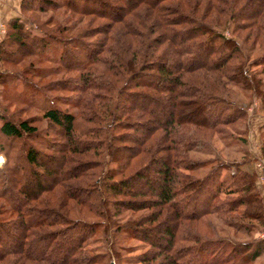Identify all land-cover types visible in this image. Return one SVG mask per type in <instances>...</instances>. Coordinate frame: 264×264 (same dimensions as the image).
<instances>
[{
    "label": "trees",
    "instance_id": "16d2710c",
    "mask_svg": "<svg viewBox=\"0 0 264 264\" xmlns=\"http://www.w3.org/2000/svg\"><path fill=\"white\" fill-rule=\"evenodd\" d=\"M47 11L41 32L22 29L24 12ZM6 23L1 62L14 55L6 42L29 40L27 54L43 61L56 45L52 73L62 77L44 87L21 78L22 88L44 93L40 118L58 140L23 146L25 169L5 156L0 264H116L121 233L147 246L134 264H247L264 255L252 159L209 161L196 176L205 161L190 156L213 134L230 139L223 127L245 116L231 88H251L264 105V0H20ZM4 100L5 155L4 140L36 129L32 116L14 120ZM97 227L112 240L105 250L85 246Z\"/></svg>",
    "mask_w": 264,
    "mask_h": 264
},
{
    "label": "rangeland",
    "instance_id": "374dc122",
    "mask_svg": "<svg viewBox=\"0 0 264 264\" xmlns=\"http://www.w3.org/2000/svg\"><path fill=\"white\" fill-rule=\"evenodd\" d=\"M59 12L60 10L56 13L54 12V15L52 16L54 18L60 17ZM14 13L15 15H12V17L16 16L17 10ZM49 15H51L49 11L45 13L24 12L20 17L22 29L31 32V34L33 32H41L42 29H39L37 25L41 24L45 20L47 21ZM6 21L2 22L4 25V32L8 29ZM84 22L85 21L83 19H80L78 21V25H84ZM99 22H101L100 19H94L92 23L96 25ZM45 26L46 28L50 27V25ZM79 26L78 29L80 30L81 27ZM4 32L1 34L0 40L4 37ZM224 33L227 35L228 31L224 30ZM241 34L243 33L241 32ZM28 43L29 40L27 39L25 40V44L6 42L2 48L6 52L13 51L14 55L10 57L9 63L0 61V112L1 108L3 109L2 106L5 105L4 99H10L11 101L6 108L8 112H14V120L32 116V118L35 119L34 121H32V124L33 126H35L36 131L34 135L31 134L28 136H23V138H11L8 141L4 140L5 145L8 146V151H6L5 155L4 153H0V167L3 162H5L6 156L8 157V161H17L21 168L25 169L26 164L23 158V146L26 147L27 145H32L34 147L44 149V144L47 143V141L58 140L57 135L54 134V127L50 126L40 118L41 113L39 110L47 105V102L43 99L44 93L37 94L33 93L32 90L28 88H22L23 85L21 78L25 80L29 85H32L30 84V82H32L37 86H51L50 84L51 82H53V80L62 77V75L60 74L52 73L55 67L52 59L57 58L59 48L58 46L53 45L49 52L48 60L43 61L38 57L36 58L32 55L27 54V52L29 53L30 47ZM252 54L256 56L259 54V51L256 50ZM33 70L40 71L43 77L38 78L36 76H33ZM12 74H15L17 77L11 76ZM70 74L71 73L68 72L63 75L68 76ZM1 80H3L4 82H2ZM9 86H13L15 89L14 91L20 93V99H12L11 96L13 94V91ZM231 92L232 94L230 97L242 106L245 112V116L240 121L234 123V125L223 127L225 133L231 135L230 139H223L219 137L220 135L213 134L210 137V141L207 143V149L200 150L198 153L190 154L191 157L197 159L199 162L205 161L203 163H200H205V165L203 167H196L193 171V174L199 176L200 174H202V172L206 171L209 166H212L214 164L208 163L209 161H214L216 159L240 160L243 157V154L246 152L252 159L246 166L249 171H253L256 174V191L262 198L264 208V161L260 158V145L264 140V131L262 129V126L264 125V105L262 106L260 104L259 99L255 96L251 88L244 90H236L231 88ZM47 93L53 96H72L71 92L61 90H52ZM58 106L61 109L67 108L68 110H71L70 107L62 103L58 104ZM241 138H245V142L240 141ZM231 196L233 195L224 196L223 194H220L219 199L223 200L224 198H229ZM241 210L242 208L240 206L238 211L240 212ZM208 218L209 220H214L213 216ZM120 220H122V218ZM218 223L219 222H217V220L214 221V224L218 225ZM254 230L259 229L256 227ZM105 235L102 233L101 228H95L94 233L88 239V243L86 242L85 244L86 248H91L93 250H105L108 247V244H110V242L112 241L108 235ZM117 241L121 247L119 249L120 261L116 264H134L130 263V258L134 257L137 254H140V252L144 251V249L147 248V246H145L141 241L133 239L132 237L127 236L124 233L119 234V239ZM113 245L115 246V243H113ZM110 246H112V244H110ZM247 264H264V255Z\"/></svg>",
    "mask_w": 264,
    "mask_h": 264
},
{
    "label": "crops",
    "instance_id": "0c3cea01",
    "mask_svg": "<svg viewBox=\"0 0 264 264\" xmlns=\"http://www.w3.org/2000/svg\"><path fill=\"white\" fill-rule=\"evenodd\" d=\"M20 0H0V22L15 15Z\"/></svg>",
    "mask_w": 264,
    "mask_h": 264
},
{
    "label": "built area",
    "instance_id": "2783aa9c",
    "mask_svg": "<svg viewBox=\"0 0 264 264\" xmlns=\"http://www.w3.org/2000/svg\"><path fill=\"white\" fill-rule=\"evenodd\" d=\"M4 32V25L2 22H0V36ZM0 162H1V157H0Z\"/></svg>",
    "mask_w": 264,
    "mask_h": 264
}]
</instances>
